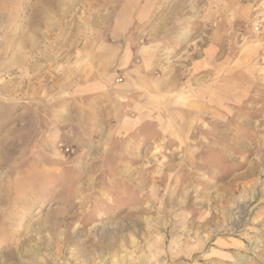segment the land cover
<instances>
[{"label": "rangeland", "instance_id": "obj_1", "mask_svg": "<svg viewBox=\"0 0 264 264\" xmlns=\"http://www.w3.org/2000/svg\"><path fill=\"white\" fill-rule=\"evenodd\" d=\"M0 264H264V0H0Z\"/></svg>", "mask_w": 264, "mask_h": 264}]
</instances>
